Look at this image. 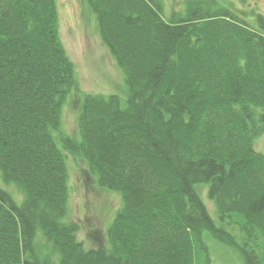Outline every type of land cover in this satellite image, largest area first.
Wrapping results in <instances>:
<instances>
[{
    "label": "trees",
    "instance_id": "trees-1",
    "mask_svg": "<svg viewBox=\"0 0 264 264\" xmlns=\"http://www.w3.org/2000/svg\"><path fill=\"white\" fill-rule=\"evenodd\" d=\"M126 97L83 94L78 138L60 132L78 91L56 0H0V264H210L202 233L264 264V16L221 0H85ZM120 195L105 246L67 221L66 154ZM207 186L216 226L195 186ZM238 238V239H237Z\"/></svg>",
    "mask_w": 264,
    "mask_h": 264
},
{
    "label": "rangeland",
    "instance_id": "rangeland-1",
    "mask_svg": "<svg viewBox=\"0 0 264 264\" xmlns=\"http://www.w3.org/2000/svg\"><path fill=\"white\" fill-rule=\"evenodd\" d=\"M166 20L171 15L184 11L186 0H161ZM59 30L62 43L74 64L78 91L72 89L61 108L60 132L78 138L77 117L83 94L117 95L125 100L124 76L107 49L102 44L95 17L85 0H56ZM230 4L242 20L257 27L256 15L264 16V0H221ZM255 150L264 154V134L254 143ZM68 170V212L67 221L79 226L77 239L85 250L105 246L106 231L115 213L121 206L120 195L100 189L88 172L82 159L76 154H66ZM0 187L7 190L19 202L21 194L12 185ZM195 190L214 224L224 227L234 236L238 230L217 218L215 207L208 198L207 186L198 184ZM238 239V238H237ZM210 264H242L240 258L224 244L214 239L209 232L202 233Z\"/></svg>",
    "mask_w": 264,
    "mask_h": 264
}]
</instances>
